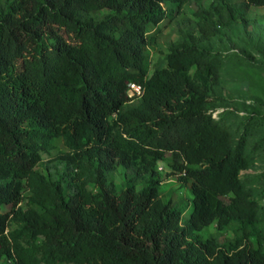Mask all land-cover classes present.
I'll list each match as a JSON object with an SVG mask.
<instances>
[{
  "label": "trees",
  "instance_id": "obj_1",
  "mask_svg": "<svg viewBox=\"0 0 264 264\" xmlns=\"http://www.w3.org/2000/svg\"><path fill=\"white\" fill-rule=\"evenodd\" d=\"M189 1L0 0V264H264L248 125L215 116L222 56L200 46L264 0L199 7L151 71ZM161 160L190 201L160 194ZM213 223L233 238H204Z\"/></svg>",
  "mask_w": 264,
  "mask_h": 264
},
{
  "label": "rangeland",
  "instance_id": "obj_2",
  "mask_svg": "<svg viewBox=\"0 0 264 264\" xmlns=\"http://www.w3.org/2000/svg\"><path fill=\"white\" fill-rule=\"evenodd\" d=\"M236 1V0H230ZM213 0H190L182 12L173 19H166L161 24V33L151 48V71L157 61L165 66L164 53L168 46L180 38L179 30L193 26L196 10L209 6ZM264 6H252L249 19L224 28L218 26L219 33L211 40L200 43L213 53L222 56L220 82L211 92V104L215 106V116L224 114L234 129L244 130L248 125L250 137L247 153L250 167L242 171V177L256 194L264 208ZM190 21L192 22H189ZM187 20V21H186ZM259 144V145H258ZM258 145V146H256ZM65 151L62 141L50 154L44 153L39 169L53 173L54 165H59V155ZM56 161V162H55ZM160 194L166 198H183L190 201L191 194L184 185L180 174L176 173L166 161H159ZM117 185H123L124 175L118 169L114 175ZM11 205H5L8 210ZM204 238L217 237L221 244L232 239L234 233L219 230L213 223L202 232ZM11 260L3 264H11Z\"/></svg>",
  "mask_w": 264,
  "mask_h": 264
},
{
  "label": "built area",
  "instance_id": "obj_3",
  "mask_svg": "<svg viewBox=\"0 0 264 264\" xmlns=\"http://www.w3.org/2000/svg\"><path fill=\"white\" fill-rule=\"evenodd\" d=\"M143 93V88L140 84L138 83H131L129 90H128V94L130 97H139L141 96Z\"/></svg>",
  "mask_w": 264,
  "mask_h": 264
}]
</instances>
